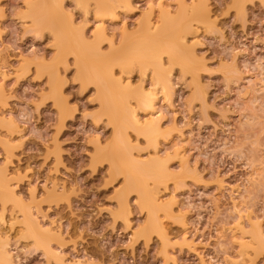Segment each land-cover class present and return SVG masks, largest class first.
<instances>
[{"label": "rangeland", "instance_id": "rangeland-1", "mask_svg": "<svg viewBox=\"0 0 264 264\" xmlns=\"http://www.w3.org/2000/svg\"><path fill=\"white\" fill-rule=\"evenodd\" d=\"M22 2L0 0V5L18 15ZM260 11L257 6L254 20H259ZM225 19L222 16L214 28L212 22L201 20L206 33L198 38L197 48L205 49L201 55L207 63L192 68L195 77L189 83L182 81L181 87L170 90L171 108L158 105L171 119L164 151L172 159L159 193L160 207L153 205L152 215L141 212L121 218L119 197L102 186L103 174L100 178L85 175L82 154L88 133L81 117L65 119L60 125L46 102L36 107L33 90L40 92L42 87L29 79L32 68L18 59L13 63L14 52L8 59L0 54V188L15 183L39 190L48 181L50 219L63 222L66 233L64 246L54 250L60 255L48 257L52 264L69 255L77 264H237L242 253L236 242L243 238L236 226L237 209L245 213V220L257 221L254 238L259 242L256 207L264 190L259 135L264 91L259 73L264 28L238 19L222 24ZM145 23L140 30L144 31ZM29 46L43 54V42L30 37L21 41V54ZM249 120L256 129L247 138L251 143L234 151L240 148L239 138L232 139L236 126ZM72 185L75 195L70 192ZM60 227L56 225L57 231Z\"/></svg>", "mask_w": 264, "mask_h": 264}, {"label": "snow or ice", "instance_id": "snow-or-ice-1", "mask_svg": "<svg viewBox=\"0 0 264 264\" xmlns=\"http://www.w3.org/2000/svg\"><path fill=\"white\" fill-rule=\"evenodd\" d=\"M257 6L258 21L252 17ZM7 7L0 5V54L8 59L14 52L13 63L18 59L32 68L29 79L42 87L40 92L33 90L36 107L46 102L60 125L81 117L88 133L82 154L85 175L103 174L102 186L119 197L122 219L141 212L151 215L153 204L161 200L159 193L171 171L172 158L164 151L171 119L158 105L171 108L170 90L181 87L182 81L189 83L195 77L192 68L207 63L201 55L205 49L197 48L198 38L206 33L201 20L212 22L214 28L223 16L227 19L222 24L238 19L264 28V0H23L18 15L10 14ZM135 17L139 19L133 23ZM145 22L146 32L140 30ZM25 37L43 42V54L33 46L21 54ZM261 65L264 91V61ZM255 130L252 120L236 126L232 139L239 138L240 148L234 151L250 144L247 138ZM259 135L264 159V113ZM48 187L45 181L39 190L15 183L0 188V264H52L48 257L60 255L54 250L64 246L66 233L63 222L50 219ZM75 191L72 185L71 194ZM68 204L66 200L64 207ZM236 211V226L243 237L236 242L242 253L237 264H264V190L256 207L258 243L257 221L245 220V213ZM56 264L77 262L69 255Z\"/></svg>", "mask_w": 264, "mask_h": 264}, {"label": "bare ground", "instance_id": "bare-ground-1", "mask_svg": "<svg viewBox=\"0 0 264 264\" xmlns=\"http://www.w3.org/2000/svg\"><path fill=\"white\" fill-rule=\"evenodd\" d=\"M116 2L117 3H119L120 2V0H116ZM147 29H148V24L147 23H145V25H144V31L146 32L147 31ZM6 177H7V175H5ZM5 177V178H6ZM4 181V180H3ZM1 182V181H0ZM7 187V186H6ZM154 205V208H159L160 207V205L158 204H153ZM162 208V207H161ZM162 211H164V209L162 210ZM161 212V211H160ZM166 212V211H165ZM153 213H151V215H152ZM155 214H157V213H155ZM153 217H156V216H153ZM153 217H151V218H153ZM151 220H153V219H151ZM156 220V219H155ZM155 220H153V221H155ZM158 222V220L155 222V223H157ZM161 223V222H160ZM152 224V223H151ZM154 224V223H153ZM157 225V227H158V223L156 224ZM155 227V226H154ZM160 228V227H159ZM159 228H156V229H159ZM162 230V229H161ZM160 232V231H159ZM158 232V233H159ZM162 232H163V230H162ZM162 236H163V234H162ZM164 237H165V235H164Z\"/></svg>", "mask_w": 264, "mask_h": 264}]
</instances>
